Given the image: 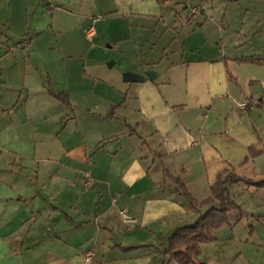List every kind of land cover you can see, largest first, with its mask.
<instances>
[{
  "label": "crops",
  "instance_id": "1",
  "mask_svg": "<svg viewBox=\"0 0 264 264\" xmlns=\"http://www.w3.org/2000/svg\"><path fill=\"white\" fill-rule=\"evenodd\" d=\"M215 3L0 0V264H178L171 235L216 203L191 208L174 178L201 202L225 170L241 214L197 261L264 264V60L245 61L264 57V0ZM102 34L119 73L96 68Z\"/></svg>",
  "mask_w": 264,
  "mask_h": 264
},
{
  "label": "trees",
  "instance_id": "2",
  "mask_svg": "<svg viewBox=\"0 0 264 264\" xmlns=\"http://www.w3.org/2000/svg\"><path fill=\"white\" fill-rule=\"evenodd\" d=\"M226 1L237 2L238 0ZM254 59L255 58L250 57L246 58L245 61L259 62L264 60V57L256 58V60ZM52 93L59 100L65 103L67 102L64 93ZM249 153L250 156H254L258 152L254 153V151L250 149ZM174 181L178 184L179 193L187 198L191 208L197 210L210 202L216 203L210 206L204 213H200L193 224L176 229L171 235L169 245L165 251V253L169 254L178 264H203L197 261L199 246L203 243L216 240L213 231L227 221V214L229 211L235 209L241 214L240 206L231 199L227 185L237 184L244 181V179L231 170H225L219 173L216 181L210 187V196L201 202H198L190 195L178 178H174ZM256 185L264 187V179Z\"/></svg>",
  "mask_w": 264,
  "mask_h": 264
},
{
  "label": "rangeland",
  "instance_id": "3",
  "mask_svg": "<svg viewBox=\"0 0 264 264\" xmlns=\"http://www.w3.org/2000/svg\"><path fill=\"white\" fill-rule=\"evenodd\" d=\"M215 2L216 3L214 4V9H215L214 11L216 12V14H215V17H216L217 15L220 16V14L225 10V7H226V5L228 3L226 1H224V0H215ZM221 4H223L224 6H221ZM187 15H188V12L185 15V17L183 16L181 22H183V21L184 22H189L190 21L188 19ZM95 44L98 45V47H99V50L97 52L98 55L94 59V61L96 62V68L98 70L99 69H103L104 71H108L107 73L111 72V74L113 72H118L119 73L121 68H122V65H123V62H122V60L120 59V56H119V55H121L124 52L123 46H119L118 44L114 43L112 39L108 40V38H106L103 34H102V36L97 38V41H96ZM139 46L135 45L136 48H138ZM128 47L129 48L125 47V52H126L127 55L128 54L131 55L132 54L131 53V50H132L131 44H129ZM142 47H143V45H142ZM117 60H118V62H117ZM94 61H93V63H94ZM110 62H115V63L117 62V63L113 67H109L108 64ZM89 63H90V61H89ZM123 73H124V71H122L121 74H123Z\"/></svg>",
  "mask_w": 264,
  "mask_h": 264
},
{
  "label": "built area",
  "instance_id": "4",
  "mask_svg": "<svg viewBox=\"0 0 264 264\" xmlns=\"http://www.w3.org/2000/svg\"><path fill=\"white\" fill-rule=\"evenodd\" d=\"M199 13H200L199 7H194V8H192V9L189 10L187 17H188L189 20H191L192 18H194ZM92 34H93V29H92V27H90L86 31V36L88 38H90L92 36ZM255 105H256V102L255 101L248 102L246 100H243V101H241V102H239L237 104L238 108L239 109H242V110H245V109L254 107ZM119 214L123 217V219L128 220V215H127L126 209H121L119 211ZM83 264H95V262L92 260L90 254H86L84 256V263Z\"/></svg>",
  "mask_w": 264,
  "mask_h": 264
},
{
  "label": "water",
  "instance_id": "5",
  "mask_svg": "<svg viewBox=\"0 0 264 264\" xmlns=\"http://www.w3.org/2000/svg\"><path fill=\"white\" fill-rule=\"evenodd\" d=\"M147 77L152 79L155 76V73L153 71H148L146 73ZM144 79L143 76L131 73V72H126L123 73V81L125 82H141Z\"/></svg>",
  "mask_w": 264,
  "mask_h": 264
}]
</instances>
